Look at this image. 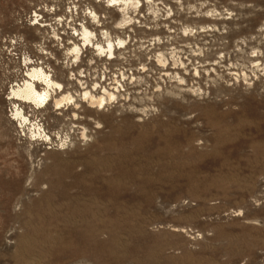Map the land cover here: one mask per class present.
Instances as JSON below:
<instances>
[{
    "label": "rangeland",
    "instance_id": "rangeland-1",
    "mask_svg": "<svg viewBox=\"0 0 264 264\" xmlns=\"http://www.w3.org/2000/svg\"><path fill=\"white\" fill-rule=\"evenodd\" d=\"M108 1L0 0V264H264V0ZM36 64L120 91L15 102L35 137L8 93Z\"/></svg>",
    "mask_w": 264,
    "mask_h": 264
},
{
    "label": "bare ground",
    "instance_id": "bare-ground-1",
    "mask_svg": "<svg viewBox=\"0 0 264 264\" xmlns=\"http://www.w3.org/2000/svg\"><path fill=\"white\" fill-rule=\"evenodd\" d=\"M109 1H116L117 0H109ZM108 1V2H109ZM120 1V0H119ZM135 1V0H133ZM138 1V0H136ZM132 2L131 0H121V6L119 10H122L123 16L120 21V24L123 25L128 21V17L125 16V8ZM136 3V2H134ZM111 4V3H110ZM114 4V3H113ZM127 13V12H126ZM94 15V14H93ZM96 16V15H94ZM125 22V23H124ZM82 32H81V38L83 43H81V46L92 44V46L95 45V49L99 52H106L108 57H112L115 50V42L110 40L109 38L106 39V45L102 46L99 43H94L92 37L94 36L93 32L88 30L85 26H82ZM76 30V29H75ZM80 34V33H79ZM118 45H122L125 40L118 39ZM80 46L75 44L72 48V51L74 53V61L78 58V52L80 50ZM44 51V50H43ZM105 55V54H104ZM158 61L164 63V57L161 54L158 57ZM28 63V62H27ZM26 65V64H25ZM27 73L22 80L21 84L16 83L15 85H12L10 87V92L8 93L10 100H13L14 102V109H13V116L14 119H17L19 123L24 125V123L30 122V127L32 126L31 132L32 135L35 137H43L45 140H48L50 137L46 135L45 130L42 127V124L39 122H33L31 121L27 114L24 113L23 109L17 105V101L30 104L35 109H40L42 107H46L47 104L52 103L56 109H60L62 106L65 105H75V107L78 106V100L77 96L80 99V101H83L85 103H88L91 108L100 109L102 106L107 104L108 102L112 101L117 97V91L119 90V87L121 84H118L116 87H113L111 89H105L102 90L99 93L92 92L91 89L85 87L83 90H80L79 93L76 91H69L64 89V85L62 82L56 80L52 73L50 71L46 70L43 66H40L39 64L32 65L31 68L28 66ZM197 73V72H196ZM79 76H77V73L75 75V79L77 77H82V71H78ZM181 80L183 78H180ZM78 81L81 82L80 79ZM20 82V81H19ZM117 83H120L121 80H116ZM98 84V83H97ZM120 91V90H119ZM11 102V101H10ZM81 108V107H80ZM36 113V112H35ZM72 120H78L79 115L76 111L72 112ZM71 119V118H70ZM33 122V123H32ZM22 125V126H23ZM30 130V129H29ZM86 133V132H85ZM84 131L82 132V136L85 137ZM70 229V228H69Z\"/></svg>",
    "mask_w": 264,
    "mask_h": 264
}]
</instances>
